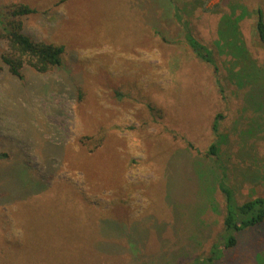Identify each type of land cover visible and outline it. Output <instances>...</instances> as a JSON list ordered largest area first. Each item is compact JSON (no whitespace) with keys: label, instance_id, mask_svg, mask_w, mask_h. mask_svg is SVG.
Segmentation results:
<instances>
[{"label":"rangeland","instance_id":"obj_1","mask_svg":"<svg viewBox=\"0 0 264 264\" xmlns=\"http://www.w3.org/2000/svg\"><path fill=\"white\" fill-rule=\"evenodd\" d=\"M9 4L35 9L23 32L64 51L60 67H25L23 79L0 60V264L209 255L223 229L220 165L238 203L264 195V0H175L219 85L170 0H0V19ZM241 6L238 35L220 36ZM236 237L213 264H264V221Z\"/></svg>","mask_w":264,"mask_h":264},{"label":"trees","instance_id":"obj_2","mask_svg":"<svg viewBox=\"0 0 264 264\" xmlns=\"http://www.w3.org/2000/svg\"><path fill=\"white\" fill-rule=\"evenodd\" d=\"M170 1L175 4V0ZM3 11V17L0 19V40L5 42V48L0 51V60L6 66L10 75L23 79L25 67H29L39 73H45L62 65L63 46L44 41H35L23 32L21 18L34 13L35 9L25 4H9ZM245 12V8H242V14L237 17L232 18L233 13H230L228 17L223 16L221 23L224 24V28H219V35H223V32H226V34L230 32L232 37L238 35L237 22L245 16ZM254 13V29L260 42L264 44V16L262 9L257 7ZM173 15L183 29V42L198 60L211 66L216 83L219 85L217 78L219 67L212 50L191 33L188 21L183 19L181 8L177 4L174 5ZM230 44L229 46L234 45V43ZM218 90L222 94L223 89L221 86H219ZM221 118V114L218 113L213 119L211 130L214 135H217L219 131ZM217 151V146L212 143L206 154L215 156ZM220 168L222 177L217 181V186L224 198L223 229L219 234L220 237L211 245L209 255L188 264H213L215 259L219 257H217L218 252L235 246L238 232L259 225L264 221V195L238 203L232 189L225 182L223 166L220 165Z\"/></svg>","mask_w":264,"mask_h":264}]
</instances>
